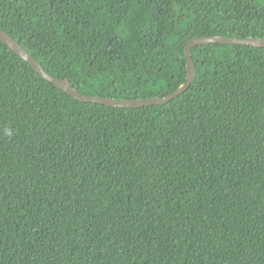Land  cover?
Segmentation results:
<instances>
[{"label":"trees","instance_id":"obj_1","mask_svg":"<svg viewBox=\"0 0 264 264\" xmlns=\"http://www.w3.org/2000/svg\"><path fill=\"white\" fill-rule=\"evenodd\" d=\"M0 27L84 95L163 97L264 0H0ZM191 53L183 94L117 108L0 40V264H264V48Z\"/></svg>","mask_w":264,"mask_h":264},{"label":"water","instance_id":"obj_2","mask_svg":"<svg viewBox=\"0 0 264 264\" xmlns=\"http://www.w3.org/2000/svg\"><path fill=\"white\" fill-rule=\"evenodd\" d=\"M0 40H2L15 53L21 56L26 62H28L43 78L67 94L73 96L76 100L80 102L95 103L117 108H139L152 105H161L170 102L174 98L187 91L197 77L195 62L191 53L193 47L203 44H232L264 48V37L262 36H249L245 38L221 34L195 36L187 42L185 47V56L187 61L186 81L182 83L174 92H171L170 94L163 97L154 96L149 98L118 99L107 96L84 95L80 93L75 87L72 86L70 79H61L48 73L40 61H38L17 39H15L10 33L1 27Z\"/></svg>","mask_w":264,"mask_h":264}]
</instances>
